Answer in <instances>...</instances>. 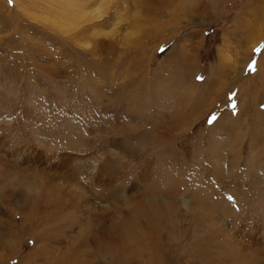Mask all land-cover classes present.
<instances>
[{"label":"rangeland","instance_id":"374dc122","mask_svg":"<svg viewBox=\"0 0 264 264\" xmlns=\"http://www.w3.org/2000/svg\"><path fill=\"white\" fill-rule=\"evenodd\" d=\"M70 1L0 0V172L44 186L63 240L36 242L0 198V241L24 233L0 264L69 249L93 220L131 219L121 199L144 196L169 207L153 222L172 264L194 249L264 264V4Z\"/></svg>","mask_w":264,"mask_h":264},{"label":"bare ground","instance_id":"6f19581e","mask_svg":"<svg viewBox=\"0 0 264 264\" xmlns=\"http://www.w3.org/2000/svg\"><path fill=\"white\" fill-rule=\"evenodd\" d=\"M170 1H173V0H170ZM74 2L75 0H72L69 2L70 12L72 11L74 12V9H73L74 6H72ZM221 2L222 0H215V1L213 0L211 3L212 5L211 8H213V10H217ZM260 4H264V0H261ZM178 5L180 4H177V7ZM77 10H79L80 12V9H77ZM77 13L78 12H76V14ZM182 54L184 56L186 55L185 52H183ZM234 65L235 64L230 66L231 71L233 70ZM177 116H178V119L180 120L179 118L180 115L178 114ZM178 119L176 121H178ZM182 119L183 118H181V120ZM6 176L7 175L5 173L0 172V183L2 182L6 187L3 191L0 192V198L3 201H7L8 203L14 204L15 207L12 208V211L10 212V214L12 213L11 218L14 220L13 217L19 216L20 214L23 221L16 222V223L19 225L20 228L25 227L26 225H30L28 228V231H29L28 235L34 237L33 239L35 241L37 239L40 242H44V241L46 242L48 239L53 240V241H63V240H59L60 233L58 234L59 227H60L59 223L62 221L61 220L62 217H60L59 214L54 215L51 213L50 206L52 205V202L50 200V196L48 194L46 195L45 193H43L45 192L44 190H46L44 186H41V185L38 186V184L34 180H29V182L28 181L23 182V186H21L22 188H16V186L14 188L13 184H8L7 181H3L4 179H6ZM22 190H25V191L22 192ZM72 193L73 192L70 191L68 195L73 196L74 194L72 195ZM43 194L46 195L44 199L42 198ZM17 195H21V199L18 203L14 202L13 200ZM261 196L262 198H264V193ZM142 201H144V203ZM157 202H158V197L149 198V197L144 196L140 198V201L138 203H133V201H131L130 199L128 200V198H122L121 203L123 204V206L127 208L126 210H129V208L132 209L135 207L134 214L132 217H130L131 219H124V217L120 215L119 219H117L116 217L117 220L114 219L112 220V222H110L109 225L106 226L104 224L105 227H102L100 226V224L99 225L97 224V221L95 222L93 220L94 221L93 222L89 218L92 221V224L90 222L88 224L89 226L87 225V227L84 230L80 231V233L77 236L71 238V240H68V243L70 245L69 249H66V250L55 249V248L49 247V245L42 244L39 248L36 247V249L33 252L28 253V256H26L25 263L26 264H133L134 262H138V264H172L173 263L172 261L174 260L171 256L172 251H168L167 249L166 251H164L163 250L164 248L162 249V247L159 245L163 243H159L158 242L159 239L157 240L158 235L156 232L158 231H156V224H155L156 222L155 223L153 222L154 218L155 220L165 219L167 221L169 217V214H168L169 211L167 212V210L169 209V207L163 208L160 205L157 206L158 205ZM145 203H148V204L145 205ZM171 204L173 205V203ZM63 205L65 204H62V206ZM59 206L61 205L59 204ZM53 207H56V206L54 205ZM195 208H197L196 210L198 211L199 210L201 211L202 209L200 206H197ZM28 219L31 222H29ZM73 220H72V223L71 222L69 223L70 225H73V223H76ZM98 222L100 223V221ZM171 222L177 224L176 223L177 221L174 222L171 220ZM49 223H51L52 225L50 226ZM2 224L4 226L6 223L2 221L0 222V226ZM168 224L170 226V223ZM10 225H11V221H10ZM10 225H9V228H10ZM12 228L14 227L12 226ZM16 228L17 230H14L12 234L10 233L11 237L8 240L0 241V250L1 249L5 250V252L7 253V254L1 255L2 256L0 257L1 262L5 261L6 257H11L12 252L14 253L17 251L16 247H18V243L20 242V240H22V236L24 233L23 232L21 233L20 228L18 227ZM165 228L168 229V226L165 225ZM172 228L175 231L173 225H172ZM157 229L159 230V227ZM93 237L99 240V246L97 248L96 247L90 248L92 245L90 241H91V238L93 239ZM207 256H208L207 253L206 254L200 253V252H197L196 249H194L193 255L191 256L192 259L190 260L189 263L191 264L193 259H198L202 261L209 260V262L213 264L214 263L222 264V257H220V255L218 256L216 252L213 253V257L211 258H208Z\"/></svg>","mask_w":264,"mask_h":264},{"label":"snow or ice","instance_id":"6c2138e0","mask_svg":"<svg viewBox=\"0 0 264 264\" xmlns=\"http://www.w3.org/2000/svg\"><path fill=\"white\" fill-rule=\"evenodd\" d=\"M250 68H251V70H253V71L255 70V69H254V68H252L251 66H250ZM229 199H231V197H229Z\"/></svg>","mask_w":264,"mask_h":264}]
</instances>
